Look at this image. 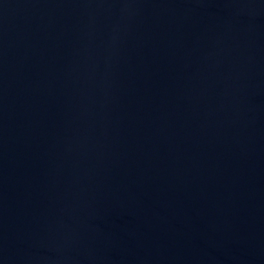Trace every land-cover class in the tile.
<instances>
[{"label":"water","instance_id":"1","mask_svg":"<svg viewBox=\"0 0 264 264\" xmlns=\"http://www.w3.org/2000/svg\"><path fill=\"white\" fill-rule=\"evenodd\" d=\"M0 264H264V0H0Z\"/></svg>","mask_w":264,"mask_h":264}]
</instances>
